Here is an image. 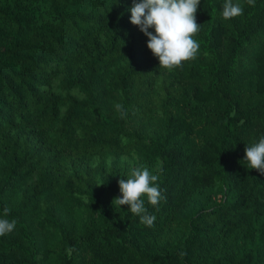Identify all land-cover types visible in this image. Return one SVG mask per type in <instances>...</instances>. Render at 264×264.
Listing matches in <instances>:
<instances>
[{
    "label": "trees",
    "instance_id": "16d2710c",
    "mask_svg": "<svg viewBox=\"0 0 264 264\" xmlns=\"http://www.w3.org/2000/svg\"><path fill=\"white\" fill-rule=\"evenodd\" d=\"M223 2L201 0L199 53L169 71L133 0H0V264H264V175L242 162L264 135V0L227 21ZM137 166L161 169L151 227L104 199Z\"/></svg>",
    "mask_w": 264,
    "mask_h": 264
},
{
    "label": "clouds",
    "instance_id": "9594fccd",
    "mask_svg": "<svg viewBox=\"0 0 264 264\" xmlns=\"http://www.w3.org/2000/svg\"><path fill=\"white\" fill-rule=\"evenodd\" d=\"M200 3L201 0H133L130 23L147 37V48L158 59L159 68L171 71L197 57L200 45L194 37L201 27L196 20ZM247 3L254 6L255 0H247ZM243 11L241 4L224 0L220 15L227 21L242 16ZM115 110L122 118L126 115L120 103L115 104ZM244 151L242 162L264 175V135L258 142L246 145ZM160 171L150 170L147 166L132 167L128 178L118 181L120 195L112 200V206L121 209L126 205L131 214L139 217L141 224L153 226L156 217L148 213L145 198L152 206L166 199L157 183ZM9 214L10 209L5 207L0 216V236L11 234L16 228L17 221L9 220ZM68 251L71 253L75 249L69 248Z\"/></svg>",
    "mask_w": 264,
    "mask_h": 264
},
{
    "label": "rangeland",
    "instance_id": "374dc122",
    "mask_svg": "<svg viewBox=\"0 0 264 264\" xmlns=\"http://www.w3.org/2000/svg\"><path fill=\"white\" fill-rule=\"evenodd\" d=\"M115 197H118L117 194L113 193V192H107L104 196V199L107 203H112V200L115 198Z\"/></svg>",
    "mask_w": 264,
    "mask_h": 264
}]
</instances>
